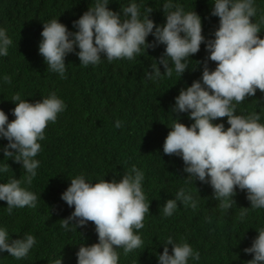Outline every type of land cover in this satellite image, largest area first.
<instances>
[{"label":"clouds","instance_id":"9594fccd","mask_svg":"<svg viewBox=\"0 0 264 264\" xmlns=\"http://www.w3.org/2000/svg\"><path fill=\"white\" fill-rule=\"evenodd\" d=\"M109 4L110 0H95L94 6L73 21L77 29L74 32L57 18L43 23L38 52L47 69L64 78L65 59L72 53L83 67H88L99 65L102 57L109 63L118 59L131 61L142 51L164 45V52L145 74L156 83L165 76L171 78L173 70L181 78L188 70L189 58L204 44L208 56L203 61L202 76L174 98L170 112L177 115L169 127L163 152L182 159L186 184L199 181L209 185L222 210L236 204L237 190L246 192L250 207L240 212L242 222L249 210L264 209V122L258 112L237 114V106L254 97L257 90L264 93V38L258 35L264 28V16L253 21L256 0H212L211 15L219 18L213 39L202 34L200 15L185 11L173 0L163 4L166 23L160 25L150 19L151 8L141 12L137 0H130L119 11L111 10ZM150 35L152 42L147 40ZM12 44L7 29L0 27V57L8 56ZM209 60L215 62L213 70L208 67ZM158 65L163 66V72ZM0 83L10 84L11 78L2 75ZM12 102V121L0 109V140L7 141L0 146L5 161L0 163V176L11 169L9 159L20 164L26 175L23 180L11 177L0 182V201L6 202L8 214L25 206L36 207L38 196L31 184L40 166L36 159L42 151L40 142L46 138V126L54 124L67 107L55 92L34 103L16 94ZM181 113H187L194 122L189 126L179 122ZM225 117L229 127L225 128L223 122L214 123ZM114 127L121 128V121L116 120ZM144 179V172L135 165L120 179L111 181L92 182L84 174L70 179L61 199L69 207L74 206V211L60 220V227L71 232L93 222L98 235L97 243L79 245L77 264H119L118 249L127 255L144 246L140 230L150 213ZM178 204L196 209L198 199L191 189L180 187L174 198L165 201L163 217H172ZM256 231L258 235L251 246L243 249L252 255L247 264H264V227ZM36 244L33 234L12 239L8 229L0 226V254L7 252L21 260ZM163 246V252L157 255L158 264H198L200 260L199 252L187 240L177 242L168 236ZM54 264H62V258Z\"/></svg>","mask_w":264,"mask_h":264},{"label":"trees","instance_id":"16d2710c","mask_svg":"<svg viewBox=\"0 0 264 264\" xmlns=\"http://www.w3.org/2000/svg\"><path fill=\"white\" fill-rule=\"evenodd\" d=\"M94 2L0 0V27L7 29L13 41L8 56L0 57V76L11 78L10 84L0 83V109L12 121L14 95L20 94L21 99L34 103L51 92L67 106L54 124L46 126V138L40 142L42 151L36 157L40 166L31 184V190L38 196L36 207L25 206L8 214L6 202L0 201V226L8 229L12 239L22 238L25 233L33 234L37 244L21 260L7 252L0 254V264H54L59 258L62 264H77L79 245L97 243L98 235L93 222L71 232L60 227V220L74 211V206L69 207L61 199L62 193L70 185V179L79 174L92 182L111 181L120 179L133 165L144 172L143 189L150 203V213L140 230L144 246L127 255L118 249L119 264H158L157 255L163 252L168 236L177 242L187 240L200 254L198 264H247L252 255L245 254L243 249L251 246L258 235L256 229L264 227V209L249 210L242 222L240 212L250 207L246 192L237 190L236 204L222 210L219 201L213 199L209 185L199 181L186 184L182 159L163 152L169 127L177 115L170 112L174 98L182 88L191 86L202 76L203 61L208 56L204 44L189 58L188 70L181 78L173 70L171 78L165 76L156 83L145 74L151 71L154 59L164 52V45L142 51L131 61L118 59L109 63L102 57L99 65L88 67H83L78 56L72 53L65 59L64 78L47 69L38 52L43 23L57 18L74 32L77 29L73 28V21L94 6ZM165 2L137 0L141 12L151 8L150 19L158 25L166 23L162 9ZM129 3L130 0H110L108 7L119 11ZM173 3L200 15L202 34L206 39L214 38L219 18L211 15L212 0H173ZM256 8L254 22L264 16V0H256ZM258 35L264 38V28ZM147 40L152 42L154 38L150 35ZM158 66L163 72V66ZM215 66V62L208 61L210 70ZM252 112L260 113L264 122V93L259 90L237 106V114ZM179 117V122L186 126L194 122L187 113ZM116 120L122 123L119 129L114 127ZM221 122L225 128L230 126L226 117L214 121ZM6 144V140H0V146ZM3 159L0 152V163L5 162ZM7 163L11 169L0 176V182H7L11 177L23 180L26 173L21 165L11 159ZM180 187L192 190L198 207L192 209L178 204L172 217H163L165 201L174 198ZM168 247L171 253V245Z\"/></svg>","mask_w":264,"mask_h":264}]
</instances>
